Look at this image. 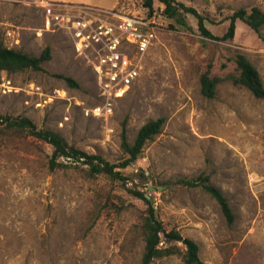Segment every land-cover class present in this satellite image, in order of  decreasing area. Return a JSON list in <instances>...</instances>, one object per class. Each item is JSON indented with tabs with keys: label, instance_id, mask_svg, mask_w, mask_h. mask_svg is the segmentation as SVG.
Here are the masks:
<instances>
[{
	"label": "rangeland",
	"instance_id": "1",
	"mask_svg": "<svg viewBox=\"0 0 264 264\" xmlns=\"http://www.w3.org/2000/svg\"><path fill=\"white\" fill-rule=\"evenodd\" d=\"M174 1L204 15L217 37L234 10L264 11V0ZM39 2L0 0V40L10 46V30L19 40L13 48L38 56L49 47L51 53L42 70L0 72V114L28 117L112 163L125 157L123 130L132 142L147 121L164 117L165 123L122 169L124 182L88 177L79 162L50 170L48 144L0 134V264H143L139 222L146 204L129 192L133 188L152 198L166 231L176 229L198 245L200 264H264V98L233 81L235 57L242 53L264 84V25L257 33L237 19L233 38L213 39L181 8L178 25L159 0L151 10L143 0H120L114 6L125 12L155 17L154 38L142 55L124 49L139 60V74L122 94L107 98L108 79L77 53L63 29H44ZM203 72L218 79L212 99L200 92ZM107 100L111 112L97 113ZM201 173L228 198L231 224L203 189L173 184ZM160 245H176L180 253L149 264H186L185 242L162 236Z\"/></svg>",
	"mask_w": 264,
	"mask_h": 264
},
{
	"label": "trees",
	"instance_id": "2",
	"mask_svg": "<svg viewBox=\"0 0 264 264\" xmlns=\"http://www.w3.org/2000/svg\"><path fill=\"white\" fill-rule=\"evenodd\" d=\"M159 1L165 6L163 10L164 15L174 20L178 25H182V16L179 8L195 16L200 33L208 38H233L237 19L242 20L257 33L264 25V11L261 8L258 6H251L250 8L240 7L227 17L229 20L228 28L222 37H217L208 29L207 18L195 8L185 6L182 3L177 4L174 0ZM152 5L153 0H143L145 8L151 10ZM50 58L49 47H45L40 55L35 56L21 49L8 47L0 40V72L20 73L29 69L42 70L43 62ZM235 63L238 73L233 77V81L249 89L256 98H264V84L255 65L242 53L236 54ZM59 76L69 84L76 85V82L71 77ZM217 82V78L210 77L208 72H203L200 75L201 94L208 99L214 98ZM164 123V117L147 121L138 129L132 142L127 140L125 131L123 130L120 146L125 153V157L118 163H112L100 154L88 153L74 145L68 144L59 133L49 129L38 128L30 118L25 116L13 117L0 114V134L6 137L31 136L38 141L48 144L51 147V154L48 159V168L50 170L67 168L71 163L79 162L83 166L86 165L85 171L88 177H97L104 174L112 180L124 182L127 177L124 175L122 169L132 165L138 159L146 144L161 132ZM173 184L191 188L200 187L217 202L227 224H231L234 221V213L228 198L221 189L210 182L209 174L201 173L195 178H178L173 181ZM129 192L133 196L143 200L146 204L145 211L139 222V228L144 239L142 263L149 264L155 258L180 253V249L176 245H160L162 236L165 237L167 242H179L184 239L176 229L166 231L157 215L152 198L136 188L129 189ZM186 242L187 249L182 253L183 261L186 264H200L201 259L199 257L198 245L190 239H186Z\"/></svg>",
	"mask_w": 264,
	"mask_h": 264
},
{
	"label": "built area",
	"instance_id": "3",
	"mask_svg": "<svg viewBox=\"0 0 264 264\" xmlns=\"http://www.w3.org/2000/svg\"><path fill=\"white\" fill-rule=\"evenodd\" d=\"M39 5L44 11V29H63L72 38L77 53L86 56L92 67L108 79L111 89L103 92L107 98L122 94L138 76L139 60L124 49L134 48L140 55L147 50L154 38V16L148 17L142 10L125 12L119 6L51 0H40ZM6 34L14 42L8 47L18 43L12 31ZM96 111L108 115L110 101L96 107Z\"/></svg>",
	"mask_w": 264,
	"mask_h": 264
},
{
	"label": "crops",
	"instance_id": "4",
	"mask_svg": "<svg viewBox=\"0 0 264 264\" xmlns=\"http://www.w3.org/2000/svg\"><path fill=\"white\" fill-rule=\"evenodd\" d=\"M51 1H59V2H67V3H85V4L110 8L114 5H117L120 0H51Z\"/></svg>",
	"mask_w": 264,
	"mask_h": 264
},
{
	"label": "water",
	"instance_id": "5",
	"mask_svg": "<svg viewBox=\"0 0 264 264\" xmlns=\"http://www.w3.org/2000/svg\"><path fill=\"white\" fill-rule=\"evenodd\" d=\"M152 188H153L152 186H149V190H151ZM158 189H161V188L159 187ZM183 242L187 243L186 240H183Z\"/></svg>",
	"mask_w": 264,
	"mask_h": 264
}]
</instances>
